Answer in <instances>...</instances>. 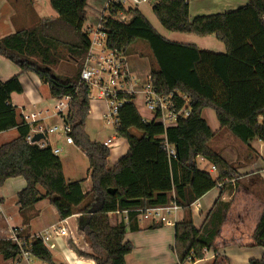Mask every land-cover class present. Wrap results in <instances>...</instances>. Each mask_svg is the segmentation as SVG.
I'll return each mask as SVG.
<instances>
[{
  "label": "trees",
  "instance_id": "1",
  "mask_svg": "<svg viewBox=\"0 0 264 264\" xmlns=\"http://www.w3.org/2000/svg\"><path fill=\"white\" fill-rule=\"evenodd\" d=\"M152 1L154 15L165 30L200 38L214 36L225 52H203L194 44L171 42L156 32L138 8L113 7L104 21L107 48L128 55L137 42H145L153 62L152 88L164 96L173 94L189 116L165 129L145 121L134 103L126 104L119 113L116 133L128 150L112 168H108L111 149L92 141L85 131L90 91L80 83V75L90 48L89 34L84 31L88 0H49L55 17L0 39V57L21 74H35L49 87L53 99L72 96L65 122L71 126L74 145L88 160L92 183L85 193L84 181L66 180L62 161L50 147L41 149L27 142L30 128L11 102L13 94L23 93L17 75L5 83L0 80V134L18 131L15 140L0 146V187L10 179L24 178L27 187L18 194L20 210L48 200L60 221L83 206L77 230L89 251L74 248L78 257L95 264H127L126 257L134 251L126 233L141 230L139 215L133 213L126 219L118 211L174 203L185 213L175 225L172 250L178 264H193L214 250L228 205L219 199L200 229L195 226L192 205L225 179H234L236 169L212 147L218 132L204 119L205 110L215 113L219 133L227 132L244 144L264 142V0H248L236 11L193 19L187 0ZM119 13L130 19L120 23L114 19ZM69 60L74 74L57 75L55 70ZM166 142L174 147L175 159L169 158ZM199 159L216 168V179L199 169ZM162 226L157 223L150 229ZM23 232L18 233L20 238ZM253 242L264 250V211ZM30 245L34 259L55 264L42 240L34 239ZM20 254L17 244L0 240V257L5 261L17 264ZM250 264H264V253Z\"/></svg>",
  "mask_w": 264,
  "mask_h": 264
},
{
  "label": "crops",
  "instance_id": "2",
  "mask_svg": "<svg viewBox=\"0 0 264 264\" xmlns=\"http://www.w3.org/2000/svg\"><path fill=\"white\" fill-rule=\"evenodd\" d=\"M23 1H26V5L23 3ZM100 1L102 4L100 7V12H98V18L95 22L96 26L98 25L100 18L104 13V3L106 0H95V2H97V6H100ZM187 1L189 6L190 19L200 16H211L215 14H224L225 12H233L248 3V0ZM40 2L41 0H0V39L13 35L21 30L30 29L37 23H39L41 20H43L44 18H42L41 15L42 11L40 12V10L38 9V5L40 4ZM90 2L91 1L88 0L86 8L87 16ZM149 3L153 4V1ZM125 7L126 9L138 8L141 11L140 5L134 6L131 0H127ZM141 13L145 16L142 11ZM85 25L84 31H86L87 33L88 31L90 32L92 29H94L93 26H90L87 29ZM204 38L216 39L214 36H208ZM194 45H196L200 49V51H210L206 47L202 48L197 44ZM222 46L225 50L223 44ZM219 51L222 50L220 49ZM0 60H3L5 62L4 64L7 63L8 66L6 71L3 72L2 63L0 61V80L2 82L5 83L14 76L20 75V82L23 87V93L13 94L11 97V102L12 105L16 108L21 121L23 113H26L31 108L36 109L40 107V110H49L50 107L53 106L51 105L49 107L50 101L48 99L43 98L38 93V90L43 86H46L49 90V87L43 84L39 80V78H37V80L34 79L31 82L33 84L34 91L33 93L29 92L25 88L26 83H28L26 74H21L19 68L12 64L10 61L3 59L2 57H0ZM35 90L39 95L36 94ZM18 98H20V100ZM92 98L93 97L90 92V114L88 116V119L92 116H95V113H97V116L95 117L98 118L100 107L103 108V115L105 113L104 103L100 100H97V98L93 101ZM137 102L146 111L143 106L142 98L139 97L135 99L134 104L136 105ZM43 103H47V109L41 108ZM206 111L208 110H205L203 112V117L208 122L212 131L215 133L218 132L216 138L220 137L222 134H225V132L219 133L220 126L217 122L215 113L211 111L212 113H209L207 117L205 115ZM139 113L141 114L140 111ZM148 114L149 118L152 117L151 113L148 112ZM103 115L101 117L102 119ZM141 116L144 119H147L142 114ZM211 122L213 123V127L211 125ZM60 123L61 119L57 117H53L47 121L48 126L59 125ZM230 136L233 145L231 147L228 145L225 149V145L221 146V148H218L219 150L216 151L219 152L221 156L236 169V176L234 177V179H232L233 182L228 184L225 189H223L224 187H217L213 189L192 205L193 219L195 226L198 229L202 227L208 214L214 208L216 202L219 199L220 203L228 205V209L225 213L226 220L222 224L220 234L215 240L214 250L207 251L203 259L198 260L193 264H250L252 260H259L264 253V250H260V247L255 246L253 242V234L264 211V142L260 140H254L253 142L244 144L239 140L235 139L232 135ZM17 137L18 131L15 129L1 133L0 146L15 140ZM223 138L227 139L228 136L224 135ZM48 140L51 147L55 148H60L59 143L61 142H63L66 146H75L67 145L65 139L57 135L50 136ZM75 147L79 149L77 146ZM199 163H202L205 167H210L211 174H216V172L212 171V167L209 166L207 162L199 159L198 164ZM62 164L64 171V163L62 162ZM66 180L68 182H71V180H68L67 178ZM88 182H90L89 174L87 180H84L83 190L86 188ZM26 187L27 183L22 177L10 179L6 181L3 186L0 187V203L2 206V214L0 215V234L6 237H8L9 231L11 229L16 228L19 230H24L26 236H31L40 234L41 232L46 231L54 226H59V224L61 223L56 210L48 200H43L36 204L34 207L31 208L32 211H30V209L24 212L20 210V207L17 203L18 194L25 190ZM46 210L47 212H45ZM46 213H50L54 217L53 222H49L46 220V218L44 217L46 216ZM78 215L79 211H77L74 216L67 219V223H69L71 220L76 221V226L74 230L77 232V218L79 217ZM184 216V210L181 209L173 214L172 218L175 220L174 226L163 225L160 228L150 229L152 225H155L157 223L141 221L139 224L141 228L140 231L131 232L128 230L126 233V241H129L134 245V251L126 257V263L178 264L176 255L174 254L172 247L174 246L175 242V225L181 222L184 219ZM78 235L83 240V234L78 233ZM49 242L52 243L53 249L48 248L47 245L46 247L52 253L55 264H95L91 260H86L78 257L74 248V244L72 240L68 237L57 236V234H55L53 239ZM85 246V248L88 250V245L85 244ZM55 256L59 257L60 260L57 261L55 259Z\"/></svg>",
  "mask_w": 264,
  "mask_h": 264
},
{
  "label": "built area",
  "instance_id": "3",
  "mask_svg": "<svg viewBox=\"0 0 264 264\" xmlns=\"http://www.w3.org/2000/svg\"><path fill=\"white\" fill-rule=\"evenodd\" d=\"M152 0H131L134 6L141 3H149ZM127 0H106L104 13L102 14L98 25L90 31V48L85 58L84 65L80 75V83L86 85L92 94L96 92L97 100L105 105V113L103 119L107 125L114 127L115 132L119 125V113L121 109L128 103H134L135 99L142 98L143 106L152 114L151 121L162 125L165 129L177 124L182 117H188L189 112L181 107L174 100V95L164 96L157 93L150 84L137 82L128 68L126 55L107 48V32L104 27V21L110 17L111 10L114 6L122 5L125 7ZM115 20L125 23L129 17L119 13L114 16ZM72 96H64L56 99L55 103L49 110H39L34 112H26L22 115V122L30 128L27 142L30 145H36L41 149L51 148L54 155L59 156L61 150L51 147L49 143L50 136H61L65 139L67 145H74L71 126L65 122L70 112ZM53 117L61 119L59 125H47V121ZM117 134V133H116ZM42 135L43 138L35 142L34 137ZM112 140L108 139L103 145L110 147ZM167 153L170 159L176 158L174 147L165 143ZM204 161L203 159H201ZM212 171L216 172V168L212 167ZM233 180L225 179L218 187L232 183ZM177 204H171L163 207L140 208L136 210L118 211L128 219L130 214H138L139 219L160 223L165 226H174L175 220L173 214L181 210ZM2 214V206L0 203V215ZM62 228L52 227L40 234L35 235L31 239H22L18 236L19 229H11L8 237H2L0 240H8L18 245L20 249V264H33L34 257L31 253V245L34 239H40L45 244L53 239L54 235L68 237L74 245H77L76 236L71 233L67 220L61 222ZM3 238V239H1ZM29 242V244H28ZM44 264V263H41Z\"/></svg>",
  "mask_w": 264,
  "mask_h": 264
},
{
  "label": "rangeland",
  "instance_id": "4",
  "mask_svg": "<svg viewBox=\"0 0 264 264\" xmlns=\"http://www.w3.org/2000/svg\"><path fill=\"white\" fill-rule=\"evenodd\" d=\"M90 1L91 2H90V6L88 7V16H87V21H86V25H85L87 29L90 26H93L95 28V26H96L95 22L98 18V14H99L98 12H100V7L102 4L100 1V6H97V2H95V0H90ZM23 3L26 5V1H23ZM105 4H106V1H105L104 5ZM98 5H99V3H98ZM152 5H153L152 3H141L140 9L145 14L147 20L150 22V24L153 26V28L156 30V32L160 36H162L163 38H165L171 42H175V43L197 44L198 46H200L202 48H205V47L208 48V50H210L209 52H213V53H218V52L224 53L225 50L222 46V43L219 42L218 40L214 39V38L213 39H207V38H200L197 36L175 34V33H171L169 31L165 30L161 26V24L159 23L156 16L154 15ZM38 9L40 10V12L42 11L41 15H42V18H44V19H50V18H53L56 16L55 12L52 10V8L50 6L49 0H41L40 4L38 5ZM88 34L91 36V33L89 31H88ZM220 49L222 51H219ZM0 61L2 63V71L4 72V71H6V69L8 67L7 63L4 64L5 62L3 60H0ZM127 62H128L129 68L131 70L132 77L137 82H140L144 85L147 84V82H149L150 73L153 70V62H152V59L150 56V51H149L145 42L139 41V42H137V44H135L132 47V49L129 51V54L127 55ZM74 72H75V66H74L73 62H71L70 60L63 63L62 65L59 66V68L57 70H55V73L59 76H70L71 74H74ZM26 76L28 79V83H26L25 88L27 91L33 93L34 89H33V84L31 82L34 79L37 80L38 77L33 75V74H26ZM35 92L37 95L40 94L43 98L48 99L50 101L49 107L55 103V100L50 96L49 90L46 86H43L42 88H40L38 90L39 94L37 93L36 90H35ZM92 97H93L92 98L93 101L96 100V92L95 91H92ZM18 99L20 100V98H18ZM93 103H95V102H93ZM136 105H137L138 110L141 112V114L145 118H147L148 121H151L150 118H152V117L149 118L148 112H146L139 105L138 102ZM41 108L47 109L48 108L47 103L46 104L43 103ZM34 110L38 111V110H40V107L36 108V109L31 108L27 112H32ZM209 113H212V112L208 110L205 112V115L207 116ZM94 115L97 116V113H95ZM102 115H103V108L100 107L99 117L96 118L95 116H92L91 118L88 119V121L86 123V132L92 141L104 143L108 139L112 140V144L109 147L112 151V155L108 160V168H112L115 165V163L122 156H124L127 153L128 145L123 138H120L119 136H117L113 126L107 125L105 120L101 118ZM211 125L213 127L212 122H211ZM134 134H136V133H134ZM224 135L228 136V138L227 139L223 138ZM230 137L231 136L229 134H227V132H225V134H222L220 137L215 138L214 141L212 142V147L214 148V150H219L218 148H221V146H224V145H225L224 149L228 145L231 147L233 145V142H232ZM226 143H228V144H226ZM59 146H60V148L59 147L58 148L61 150L59 158L64 163V171H65L66 178L68 180H71V182L84 181V180L86 181L87 177H88L89 164H88V160H87L86 156L83 154V152L81 150L77 149L75 146H66L63 142L59 143ZM228 153H229V150H228ZM198 165H199L198 167L200 170H205L207 173H210V167H205L202 163H199ZM211 175L214 179H216V174H211ZM91 186H92V183L90 180V182H88L86 188L84 189L85 193H87L91 190ZM45 203H48V202H45ZM43 205H48V204H43ZM82 208H83V206L81 207V209ZM81 209H79L78 211L80 212ZM30 211H32V210L30 209ZM45 212H47V210ZM44 217L49 222L54 221V217L50 213H46V216H44ZM65 220H67V219H65ZM141 221L151 222V221H145V220H141ZM68 225H69V229H70L71 233H73V235L76 234L78 236L77 237L75 235L76 240L78 242V245H76V247H78L79 249H81L83 251H89V248H88V250L85 248L86 247L85 244H87V243H85V241H83L81 239V237L78 235V232L74 230V228L76 226V221L71 220L68 223ZM56 227L60 229L63 226L60 223L59 226H56ZM21 231H23V230H21ZM25 234L26 233L23 232V235H21L22 239L28 240V239H31L32 237L35 236V235L26 236ZM2 237H5V236H2ZM1 239H3V238H1ZM46 245L48 248L53 249V247H52L53 245L51 242H47ZM260 250L263 251V249H261V248H260ZM255 254H256V252H255ZM55 259L57 261L60 260V258L57 256H55ZM32 261H33V264H41V262L36 260V259H33ZM0 264H14V263L12 261H5L2 257H0ZM17 264H20V263H17Z\"/></svg>",
  "mask_w": 264,
  "mask_h": 264
},
{
  "label": "water",
  "instance_id": "5",
  "mask_svg": "<svg viewBox=\"0 0 264 264\" xmlns=\"http://www.w3.org/2000/svg\"><path fill=\"white\" fill-rule=\"evenodd\" d=\"M42 138H43L42 135H36V136L34 137V141H35V142H38V141H40Z\"/></svg>",
  "mask_w": 264,
  "mask_h": 264
}]
</instances>
